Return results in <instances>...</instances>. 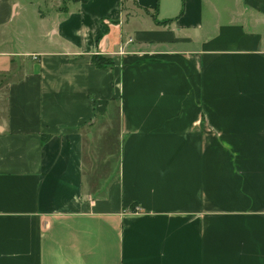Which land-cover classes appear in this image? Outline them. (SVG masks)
I'll list each match as a JSON object with an SVG mask.
<instances>
[{
    "label": "crops",
    "instance_id": "1",
    "mask_svg": "<svg viewBox=\"0 0 264 264\" xmlns=\"http://www.w3.org/2000/svg\"><path fill=\"white\" fill-rule=\"evenodd\" d=\"M0 264H264V0H0Z\"/></svg>",
    "mask_w": 264,
    "mask_h": 264
},
{
    "label": "rangeland",
    "instance_id": "2",
    "mask_svg": "<svg viewBox=\"0 0 264 264\" xmlns=\"http://www.w3.org/2000/svg\"><path fill=\"white\" fill-rule=\"evenodd\" d=\"M41 7L45 8V4L41 3ZM114 105L112 103H109L108 109H114ZM112 125V124H111ZM110 125V127H111ZM110 127H107L108 129H106V131L101 130L99 133V142H100V152L101 154L103 153L106 156V153L109 151V145H112L113 147V151H114V156H113V160H111V162L109 164H104L103 168L105 169V172L108 170V168L110 169L109 174H112L113 176H117V171H118V150L121 149L122 146V139L118 133V125H113L112 129H110ZM105 128V126H101L100 127ZM107 143V144H106ZM108 143H110L108 145ZM111 148V147H110ZM109 165V166H108Z\"/></svg>",
    "mask_w": 264,
    "mask_h": 264
},
{
    "label": "trees",
    "instance_id": "3",
    "mask_svg": "<svg viewBox=\"0 0 264 264\" xmlns=\"http://www.w3.org/2000/svg\"><path fill=\"white\" fill-rule=\"evenodd\" d=\"M80 1H87V0H80ZM91 60L99 67H110L114 65V59L109 56H105L102 54H94L91 56ZM50 138L49 134H44L43 139L46 141Z\"/></svg>",
    "mask_w": 264,
    "mask_h": 264
}]
</instances>
